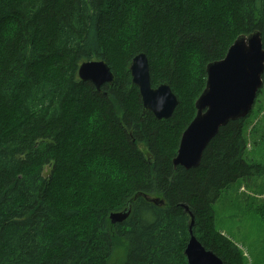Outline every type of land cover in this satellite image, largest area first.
<instances>
[{
  "label": "trees",
  "instance_id": "trees-1",
  "mask_svg": "<svg viewBox=\"0 0 264 264\" xmlns=\"http://www.w3.org/2000/svg\"><path fill=\"white\" fill-rule=\"evenodd\" d=\"M254 30L264 48V0H0V264H109L117 238V264H186L180 204L206 249L244 264L215 228L214 204L264 174L245 157L247 116L219 129L197 168L171 160L206 64ZM139 52L151 85L167 82L179 100L168 119L143 111L128 70ZM90 60L109 65L112 84L78 78Z\"/></svg>",
  "mask_w": 264,
  "mask_h": 264
},
{
  "label": "water",
  "instance_id": "water-1",
  "mask_svg": "<svg viewBox=\"0 0 264 264\" xmlns=\"http://www.w3.org/2000/svg\"><path fill=\"white\" fill-rule=\"evenodd\" d=\"M131 82L139 91L144 112L150 111L155 119H168L178 105V98L167 82L151 85L147 55L139 52L129 63ZM204 88L194 102L195 115L182 131L173 167L197 168L205 148L219 129L229 121L245 118L251 111L258 91L263 85L264 48L261 32L254 30L239 34L218 60L205 66ZM77 76L89 81L96 90L105 84H112L114 75L103 60L82 61L77 68ZM105 93V92H104ZM163 203L160 198L151 199ZM189 215L188 240L184 248L186 264H223L220 257L201 244L192 232L194 215L185 204H180ZM130 214L129 205L121 211L108 214L110 223L124 221Z\"/></svg>",
  "mask_w": 264,
  "mask_h": 264
},
{
  "label": "rangeland",
  "instance_id": "rangeland-1",
  "mask_svg": "<svg viewBox=\"0 0 264 264\" xmlns=\"http://www.w3.org/2000/svg\"><path fill=\"white\" fill-rule=\"evenodd\" d=\"M260 90L242 131L247 161L264 166V80ZM214 222L217 231L239 247L244 264H264V174L239 178L222 190L214 204ZM125 245L124 238L115 240L109 264L123 258Z\"/></svg>",
  "mask_w": 264,
  "mask_h": 264
},
{
  "label": "bare ground",
  "instance_id": "bare-ground-1",
  "mask_svg": "<svg viewBox=\"0 0 264 264\" xmlns=\"http://www.w3.org/2000/svg\"><path fill=\"white\" fill-rule=\"evenodd\" d=\"M254 105V104H253Z\"/></svg>",
  "mask_w": 264,
  "mask_h": 264
}]
</instances>
